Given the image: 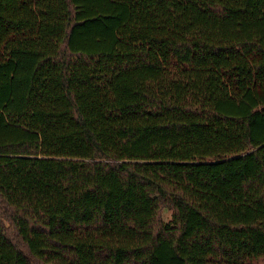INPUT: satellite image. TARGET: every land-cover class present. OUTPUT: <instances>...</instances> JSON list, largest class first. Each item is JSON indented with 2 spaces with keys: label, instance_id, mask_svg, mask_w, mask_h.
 <instances>
[{
  "label": "trees",
  "instance_id": "obj_1",
  "mask_svg": "<svg viewBox=\"0 0 264 264\" xmlns=\"http://www.w3.org/2000/svg\"><path fill=\"white\" fill-rule=\"evenodd\" d=\"M260 261L264 0H0V264Z\"/></svg>",
  "mask_w": 264,
  "mask_h": 264
},
{
  "label": "rangeland",
  "instance_id": "obj_2",
  "mask_svg": "<svg viewBox=\"0 0 264 264\" xmlns=\"http://www.w3.org/2000/svg\"><path fill=\"white\" fill-rule=\"evenodd\" d=\"M170 212H168V211H164L163 212V218H164V220L165 221H168L169 219H170ZM258 264H264V261H260V262H258Z\"/></svg>",
  "mask_w": 264,
  "mask_h": 264
}]
</instances>
